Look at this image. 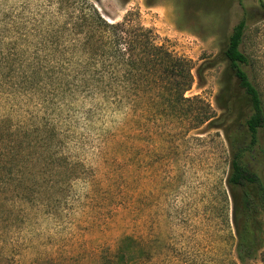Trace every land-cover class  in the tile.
Masks as SVG:
<instances>
[{
	"label": "rangeland",
	"instance_id": "374dc122",
	"mask_svg": "<svg viewBox=\"0 0 264 264\" xmlns=\"http://www.w3.org/2000/svg\"><path fill=\"white\" fill-rule=\"evenodd\" d=\"M96 6L109 23L134 13L174 56L195 70L206 65L186 97L199 96L217 116L228 70L223 53L253 14L243 70L264 102L259 0ZM66 11L62 0H0V170L11 172L10 188L42 190L44 204L1 215L0 264H99L127 237L155 255L144 264H239L223 131L165 119L147 101L109 103L87 91ZM251 264H264V253Z\"/></svg>",
	"mask_w": 264,
	"mask_h": 264
},
{
	"label": "trees",
	"instance_id": "16d2710c",
	"mask_svg": "<svg viewBox=\"0 0 264 264\" xmlns=\"http://www.w3.org/2000/svg\"><path fill=\"white\" fill-rule=\"evenodd\" d=\"M100 1L62 0L76 30L87 91L109 103L147 101L161 108L165 119L191 123L195 130L207 126L223 131L229 148L227 188L237 260L239 264L257 261L264 253V102L243 70L250 59L241 51L253 14L247 13L234 28L223 53L228 70L218 100L221 114L217 116L199 96L186 97L196 76L202 79L206 65L195 70L191 62L174 56L153 29L135 20L134 13L121 22L109 23L96 6ZM259 2L264 11L263 0ZM198 104L207 109H198ZM17 157L20 153L8 163ZM10 174L0 170V225L7 222L1 216L7 214L5 210L13 214L18 205H42L41 198L37 199L42 190L6 186L4 180ZM115 253L112 260L102 258L99 264H144L155 256L130 237L122 238Z\"/></svg>",
	"mask_w": 264,
	"mask_h": 264
}]
</instances>
